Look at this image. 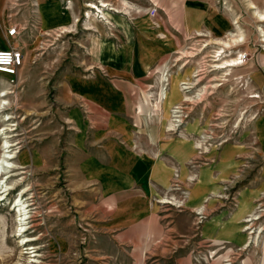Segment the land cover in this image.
<instances>
[{"label":"rangeland","instance_id":"obj_1","mask_svg":"<svg viewBox=\"0 0 264 264\" xmlns=\"http://www.w3.org/2000/svg\"><path fill=\"white\" fill-rule=\"evenodd\" d=\"M2 1L1 25L18 28L19 36L10 41L22 49L25 63L12 86L0 76V94L10 92L2 115L12 118L6 124L12 126L8 141L14 155L7 181L13 189L0 202V264H264V21L255 16L264 12V0H187L175 15L141 0H113L106 2L107 20L90 22L85 5L96 1L74 0V25L53 33L35 23V0ZM88 24L93 30H86ZM238 33L239 45L229 39ZM100 48L118 57L126 52L139 64L137 75L123 79L137 87L132 91L137 114L130 118V109L123 110L127 127L120 126L115 111L108 118L97 102L92 113L84 112L87 121L100 127L99 138L109 128L105 134L123 148L134 146L118 140L145 134L133 141L170 171L166 187L146 198L144 244L135 234L133 242H123L89 231L84 187L63 155L73 132L65 117L71 108L60 102L61 78L93 80L98 71L108 82L119 78L103 74L111 60L100 59ZM216 51L242 64L216 69ZM162 88L167 98L160 101ZM95 188L91 185L87 216L98 213ZM23 190L30 217L22 234L29 239L23 244L27 255H21L13 211ZM252 217L258 219L247 222ZM246 226L251 229L243 231Z\"/></svg>","mask_w":264,"mask_h":264},{"label":"crops","instance_id":"obj_2","mask_svg":"<svg viewBox=\"0 0 264 264\" xmlns=\"http://www.w3.org/2000/svg\"><path fill=\"white\" fill-rule=\"evenodd\" d=\"M79 1L85 4L84 0ZM100 1L113 5V0ZM141 1L148 8L175 15L183 9L187 0ZM35 2L37 4L36 20L38 21L35 23L39 24L44 32L53 33L61 26L74 25L73 18L77 15L73 10L74 0H35ZM68 2L70 3L68 4ZM2 4L3 1L0 0V5ZM0 37L6 42L2 44L0 40V50L14 45L10 40L15 41V39L7 36L6 28L1 25V22ZM98 54L101 60H111L107 66L104 65L103 74L111 75L113 73L115 76L121 77L122 80L114 78L112 82H108L106 76H102L99 71L93 80H84L69 75H64L61 78L60 82L65 85L64 98L60 102L71 108L70 114L65 117L68 119V124L71 125V132H73L72 145L66 146L67 152H64L63 155L66 156L67 169L71 166L77 169L79 180L84 187V223L88 224L89 231L96 230L99 233L119 236L123 242H133L132 236L135 234L138 241L144 244L149 232L146 218L148 209L146 198L152 195L156 188L166 187L170 171L165 168L163 161L160 163L155 160L152 151L147 146L145 148L143 145L138 147L137 143L133 141L135 137L142 140L141 137H144L145 134L134 133L130 138L118 140V143H124L126 140L127 143H132L134 146L131 149L130 147L123 148L109 139L108 134H105L110 131L109 128L99 138L100 127L91 126L92 120L87 121V115L84 112L92 113L90 108L93 109L97 102L102 103L103 112L108 118L112 115L109 113L115 111L113 119L120 126L126 125L127 127L126 115L128 114L123 110L130 109V118L137 114L135 106L138 101L132 102V99L136 101L137 97H133L132 91H135L137 87L134 88L129 82H133L132 79L129 81L123 79H126L127 75L132 78L137 75V65L139 66V64L134 62L126 52L118 57L109 49L100 48ZM145 68V66H141L142 72ZM113 97L118 98L112 99ZM108 123L109 120L103 122V125L109 127ZM146 137L150 138L148 134ZM96 138H98L97 141ZM91 185L96 187L100 199L98 205L93 206L98 208V210L95 209L98 213L92 215L89 212L87 216L86 210L92 208L90 204ZM157 229L156 226L153 233Z\"/></svg>","mask_w":264,"mask_h":264},{"label":"bare ground","instance_id":"obj_3","mask_svg":"<svg viewBox=\"0 0 264 264\" xmlns=\"http://www.w3.org/2000/svg\"><path fill=\"white\" fill-rule=\"evenodd\" d=\"M87 1V3L89 2V0H84ZM96 1V3L94 2H89L88 5H85V8L87 9L86 15H84L85 19L90 22L92 20L93 17H96L98 19H103V20H107V17L104 13V10L109 7L110 5H108L107 3L103 2V1H99V0H93ZM99 3V5H98ZM123 6L126 8L129 6L127 5L126 2L122 1ZM116 9V8H115ZM114 8L111 7L110 10L115 11ZM250 9L255 10L254 6H251ZM255 16L258 18L259 22H263L264 21V12L263 13H259V12H255ZM102 20V21H103ZM106 25L111 26V23L109 21L105 22ZM91 24H88L86 30H93V26H90ZM63 30V32H71L69 28H61ZM63 34V33H62ZM202 36V35H199ZM229 39L231 40L232 43L235 44H240L242 42V34L238 35H229ZM221 44L224 47L228 48V42L226 41H222ZM224 52H219L216 51L213 55V58H215L214 62H216L217 65H215L214 67L216 69L219 70H225L227 68H233L238 66L239 64H242V62H240V59L237 58H230V59H226L225 57H222ZM224 56V55H223ZM164 74V73H163ZM159 80L162 83H164L165 81V75H162L161 77H159ZM189 84V83H187ZM10 86H12L9 83ZM182 85H186V84H182ZM188 86V85H187ZM189 87H184L182 90L187 89ZM181 90V91H182ZM180 91V90H179ZM7 95H10L9 91H4L0 94V123L3 124V127L0 129V202L4 201L6 198V194L8 193V191H10L11 189H13V183L8 185V180L12 177V163L10 162L11 159L14 157V155L11 153V147L12 145L10 144L9 140V136L8 134L13 132L12 129H10L9 126L6 123L12 119L10 117H6L5 115H2L3 110L5 108V106L7 107L8 103L7 101H5V97ZM167 98V94L165 93V89H161L160 92V101L162 100H166ZM185 99H187L186 96H184ZM253 98H257V96H253ZM168 115V114H167ZM176 122V121H175ZM197 149V147H196ZM27 190H23L21 191V193L18 195V199L16 200V202L13 205V211L15 212V223H16V235L15 236H19L22 238V240L20 241V245L19 247L21 248V255H27L29 254L27 250L30 249H26L25 246L23 245L26 242L29 241V239L23 237V233L27 230L26 224H27V220L30 218L28 216V211H26V208L28 206H26L24 204V202L22 201V197L21 195L26 192ZM161 203H168L167 201H161ZM253 219L251 220H247V222L252 221V220H256L258 219L257 217H252ZM251 228H249L248 226L244 227V230H250ZM259 238V237H258ZM33 262V261H31Z\"/></svg>","mask_w":264,"mask_h":264},{"label":"built area","instance_id":"obj_4","mask_svg":"<svg viewBox=\"0 0 264 264\" xmlns=\"http://www.w3.org/2000/svg\"><path fill=\"white\" fill-rule=\"evenodd\" d=\"M6 34L9 38L16 39L19 30L16 26H10L6 29ZM24 59L22 49L16 45L0 50V76L7 79L11 85L14 84L24 66Z\"/></svg>","mask_w":264,"mask_h":264}]
</instances>
